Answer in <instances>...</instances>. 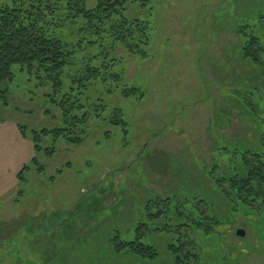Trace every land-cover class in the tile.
<instances>
[{"label": "rangeland", "instance_id": "obj_1", "mask_svg": "<svg viewBox=\"0 0 264 264\" xmlns=\"http://www.w3.org/2000/svg\"><path fill=\"white\" fill-rule=\"evenodd\" d=\"M145 1L142 6L141 0H127L125 14L149 23L148 57H127L122 49L113 55L122 58L124 82L139 88L144 99L136 102L122 99L119 93L106 95L98 83L89 91L90 97L104 100V119L114 109L122 111L126 132L106 121H92L81 145L47 137L41 146L54 148V155H35L30 139L22 140L17 126L27 133L58 129L61 113L50 103L48 86L13 68V81L3 88L7 104L0 102V264H40L41 253L53 247L49 230L58 231L65 264H111L105 263V245L115 231L121 240H133L139 223H146L151 231L144 230L141 241L157 245L160 253L147 264H173L166 247L170 244L182 245L184 256L191 257L186 264H264V204L248 215L234 212L206 177L211 169L216 180L220 173L230 176L234 165L229 156L237 160L239 151L255 147L264 132L258 127V122L264 123V114L256 109L258 117H252L231 98L230 88H244L248 80L259 86L263 101L264 73L249 79L255 74L237 61L236 38L229 25L233 15L264 12V0ZM80 24L57 34L74 49L66 87L69 78L83 72L85 62L100 49L89 48L85 42L76 48ZM34 158L42 172L35 168L24 174V184L19 183L17 174L30 167ZM97 186L104 187L103 193L91 195ZM166 197L172 198L170 203L195 198L179 210L192 220L196 212L189 211L196 205L203 216L207 205L210 215L223 223L210 225L208 233L183 227L178 243L172 229L183 219L176 217L173 206L159 220L146 218L148 206L150 214L155 212L150 201ZM80 200L66 224L57 227L62 217L51 214L70 213ZM167 218L171 224L166 233L152 232L158 225H167ZM30 221L33 228L28 231ZM239 230L243 237L237 236ZM114 264L139 262L128 258Z\"/></svg>", "mask_w": 264, "mask_h": 264}, {"label": "trees", "instance_id": "obj_2", "mask_svg": "<svg viewBox=\"0 0 264 264\" xmlns=\"http://www.w3.org/2000/svg\"><path fill=\"white\" fill-rule=\"evenodd\" d=\"M141 1L142 6H145L146 1ZM126 5L127 0H95L93 4L90 0H6L0 2V102L3 105L7 104V91L3 88L13 81V68L18 67L20 72L34 77L39 85L49 87L50 103L61 113L62 127L58 129L32 130L27 133L23 127L17 126L20 136L24 140L30 139L35 155L41 153L46 157L54 155V148L43 149L41 146L42 140L47 137L53 140L62 139L63 143L73 146L81 145L88 135V126L92 121L95 122L94 124H97V121H106L107 124L126 132L127 124L122 111L114 109L111 115L104 119L103 114L106 112L104 100L89 95L91 88L93 89L98 83L101 91L106 95L119 93L122 99H131L136 102L144 99V94L139 88L128 86L127 82H124L125 74L119 67L122 58H113L119 49H122L127 57L145 59L149 55L151 39L149 23L139 19H129L125 14ZM231 19L229 25L236 38L234 47L236 59L239 63L246 65L249 73L255 74L249 79L255 78L257 72L264 73V12L250 10L239 16L233 15ZM80 22L77 33L81 40L77 42L76 48L81 49L82 43L85 42L89 48L98 47L100 49L99 53L91 58L92 60L85 62L86 69L83 72L78 71L69 78V84L66 87L68 77L65 74L72 65L74 49L62 41L57 34L77 26ZM244 86L238 90L230 88L231 98L241 104L252 117L257 116L256 109L264 114V100L260 99L259 86H252L248 80ZM263 124L258 122V127L262 131H264ZM108 133H105L106 137L109 136ZM233 147L241 149L237 144H233ZM223 150L225 153L229 152L228 148L223 147ZM229 158L230 163L234 165L230 176L220 173V180H216L211 175L213 173L211 169L206 173V177L213 183L215 189L220 191V195L228 202L230 208L232 207L231 210L248 215L259 210V207L256 208L258 204H264V132L259 136L255 147L245 149V151L241 149L237 160H234L232 156ZM235 166H238V169H235ZM35 168L39 173L42 172V167L40 168L34 158L31 160L30 167H23L17 174V181L24 184L26 180L23 177L24 174L32 170L35 172ZM60 174L61 172L58 171V175ZM50 180L54 181L53 178ZM222 183L228 184V188L225 189ZM111 185H114V182ZM103 190L104 187L101 189L98 187L90 194L98 191L103 193ZM82 200L77 202V206L75 205L70 213L51 214V217H62L57 227L60 228L66 224L69 216L72 212L75 213ZM171 200L172 198L166 197L150 201L155 212L150 214L147 204L146 218L152 221L159 220L173 206L176 217L183 219V223L172 229L179 237L177 238L178 243L180 230L183 227L190 231L199 230L208 233L210 225L215 223V226H218L223 223H221L222 220L210 215L207 205L206 214L203 216H200L202 212L199 214V207L195 205L194 209L192 208L193 212L189 211L190 213L196 212L195 219L192 220L189 213L186 214L179 210V207L186 209V204H192L195 198L190 201L186 198L181 200L182 202L174 203H170ZM203 201L201 203L205 205ZM161 204L164 206L163 211ZM216 223L219 224L216 225ZM170 224L171 220L167 218V225H158L152 232L166 233ZM32 226L33 221H30L28 231L33 228ZM144 230L147 234L151 232L146 223H139L134 230L136 236L133 240H121L119 232L115 231V236L109 240L110 244L105 245V260H108L104 262L114 264L117 259L125 261L128 258L139 264L153 262L160 255L159 248L157 245H147L141 241L144 237ZM49 231V234L54 236L53 247L41 253L40 257L43 261L40 264H65L67 259L64 257L63 247H60L61 238L56 235L58 231L56 230L55 234L53 230ZM40 237V241L44 239L41 233ZM1 242L0 240V245H2ZM6 242L10 244L9 241ZM180 246L182 245L166 246L168 253L173 256V264H186L191 258L189 255L184 256L186 254H183ZM183 258L185 260H182ZM16 259L19 260V258Z\"/></svg>", "mask_w": 264, "mask_h": 264}, {"label": "water", "instance_id": "obj_3", "mask_svg": "<svg viewBox=\"0 0 264 264\" xmlns=\"http://www.w3.org/2000/svg\"><path fill=\"white\" fill-rule=\"evenodd\" d=\"M237 236L243 237L244 236V232L239 230L237 231Z\"/></svg>", "mask_w": 264, "mask_h": 264}, {"label": "crops", "instance_id": "obj_4", "mask_svg": "<svg viewBox=\"0 0 264 264\" xmlns=\"http://www.w3.org/2000/svg\"><path fill=\"white\" fill-rule=\"evenodd\" d=\"M0 125H3V124H0ZM0 130H3V127L2 126H0ZM3 132V131H2ZM22 140H24V139H22Z\"/></svg>", "mask_w": 264, "mask_h": 264}]
</instances>
